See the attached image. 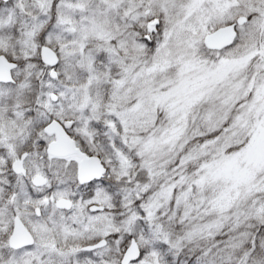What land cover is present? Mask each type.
<instances>
[{"label": "snow or ice", "instance_id": "snow-or-ice-1", "mask_svg": "<svg viewBox=\"0 0 264 264\" xmlns=\"http://www.w3.org/2000/svg\"><path fill=\"white\" fill-rule=\"evenodd\" d=\"M0 264H264V0H0Z\"/></svg>", "mask_w": 264, "mask_h": 264}]
</instances>
